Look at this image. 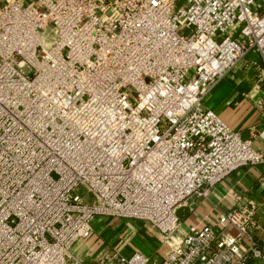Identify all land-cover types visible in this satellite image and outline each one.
I'll use <instances>...</instances> for the list:
<instances>
[{"label": "built area", "instance_id": "2783aa9c", "mask_svg": "<svg viewBox=\"0 0 264 264\" xmlns=\"http://www.w3.org/2000/svg\"><path fill=\"white\" fill-rule=\"evenodd\" d=\"M236 68L256 93L248 137L207 104ZM258 165L261 1L0 0V264H264L255 199L176 214ZM105 219L147 226L159 259Z\"/></svg>", "mask_w": 264, "mask_h": 264}, {"label": "crops", "instance_id": "0c3cea01", "mask_svg": "<svg viewBox=\"0 0 264 264\" xmlns=\"http://www.w3.org/2000/svg\"><path fill=\"white\" fill-rule=\"evenodd\" d=\"M250 73V71L246 73L239 68L234 69L207 100L208 106L215 110L231 127L241 130L244 137L249 136V127L259 122V112L254 104L256 93L252 87ZM261 175H264L263 165L241 167L218 184L207 199H192L194 209L185 220L186 226L204 223L219 217L231 208L235 198L243 200L253 198L261 203L255 230L256 237L261 243H264V188L258 183ZM125 222H121L118 229H111L119 230V234L117 233L118 235L113 238L125 252H131L135 248L151 255L152 252L158 250L160 240L156 234L149 231L147 226H142L137 221ZM100 225L99 219L94 220L96 230H110L108 226L103 229V226L100 227ZM128 239H130V244L124 247ZM79 246L77 245L76 248ZM159 257L156 255L154 258L159 259Z\"/></svg>", "mask_w": 264, "mask_h": 264}, {"label": "rangeland", "instance_id": "374dc122", "mask_svg": "<svg viewBox=\"0 0 264 264\" xmlns=\"http://www.w3.org/2000/svg\"><path fill=\"white\" fill-rule=\"evenodd\" d=\"M259 1H261L262 2V4L264 5V0H259ZM78 192L80 193V194H82V195H85L86 194V190H85V188H83V187H79L78 188ZM105 221H106V223H111V224H118V226H120V224H121V221H118V220H116V219H105ZM124 222V221H123ZM117 226V225H116ZM123 227L125 226L124 224L122 225ZM90 243H91V245H89L90 246V249H92L95 245H94V243H95V240H90ZM83 250L81 249V250H79V252L77 253L78 255H80V253L82 252ZM158 256V251L156 250V251H154V252H152V254H151V258H154L155 256Z\"/></svg>", "mask_w": 264, "mask_h": 264}, {"label": "water", "instance_id": "95a60500", "mask_svg": "<svg viewBox=\"0 0 264 264\" xmlns=\"http://www.w3.org/2000/svg\"><path fill=\"white\" fill-rule=\"evenodd\" d=\"M176 214L180 218L185 219V218H187V217L190 216V214H191V208L189 206H185V207L179 208L177 210Z\"/></svg>", "mask_w": 264, "mask_h": 264}]
</instances>
